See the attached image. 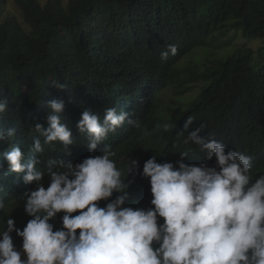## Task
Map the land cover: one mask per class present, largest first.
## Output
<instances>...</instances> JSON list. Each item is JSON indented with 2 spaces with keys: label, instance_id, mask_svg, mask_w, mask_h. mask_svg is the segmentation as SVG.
I'll return each mask as SVG.
<instances>
[{
  "label": "trees",
  "instance_id": "trees-1",
  "mask_svg": "<svg viewBox=\"0 0 264 264\" xmlns=\"http://www.w3.org/2000/svg\"><path fill=\"white\" fill-rule=\"evenodd\" d=\"M8 1L0 0V98L8 102L0 125L17 130L11 139L0 141V200L5 204L0 232L8 218L21 231L32 219L22 195L37 184L24 183L23 173L9 169L4 154L14 147L21 148L25 162L36 156L41 171L49 160L75 165L110 147L122 179L131 181L124 207L133 209L154 207L149 179L141 175L152 156L175 167L177 161L216 166L214 156L208 161L197 145L183 143L197 127L203 126L202 135L222 142L226 152L251 156L253 181L264 175V63L254 67L247 45L251 39H264V0H13L21 20L6 14ZM237 33L244 40L238 47L233 45ZM168 45H175L177 52L161 61ZM201 45L209 53L203 60L189 59ZM230 45L236 46L233 52L215 54ZM61 84L63 90L54 87ZM195 88L198 93L185 100ZM53 99L65 103L62 123L70 128L74 145L44 144L40 136L43 151L36 153L35 123L49 126L48 103ZM109 107L129 113L150 135L126 121L90 151L76 125L86 108L102 120ZM189 116L193 124L185 131ZM131 160L139 167L128 176ZM50 182L46 174L40 184L47 189ZM63 215L50 221L54 231L62 227ZM158 221L163 223V218ZM11 235L22 251V238Z\"/></svg>",
  "mask_w": 264,
  "mask_h": 264
},
{
  "label": "clouds",
  "instance_id": "clouds-1",
  "mask_svg": "<svg viewBox=\"0 0 264 264\" xmlns=\"http://www.w3.org/2000/svg\"><path fill=\"white\" fill-rule=\"evenodd\" d=\"M176 52L175 45H168L161 61ZM48 107L49 126L35 123L36 153L43 151L40 136L44 144L74 145L70 128L62 123L63 99H53ZM7 108V99L0 98V113ZM126 121L150 135L129 113L114 107L105 109L102 120L86 108L76 127L92 151ZM192 124L189 116L184 130ZM16 130L0 125V141L11 139ZM202 133L203 126L191 130L183 143L197 145L208 161L214 156L216 166L177 161L175 167L172 162L157 163L156 156L144 163L141 175L149 179L154 206L149 209L124 207L131 181L122 179L124 173L111 159L116 153L108 146L102 155L75 165L49 160L43 171L36 167L41 162L36 156L25 162L20 147L5 152L9 169L23 173V182H36L37 187L22 195L25 212L32 217L23 230L8 218L0 232V264H264V175L253 181L251 156L226 152L222 142ZM138 167V161H129L128 176ZM46 174L51 180L47 189L40 184ZM113 193L118 194L115 199L101 207L99 202ZM4 208L0 200V211ZM61 212L62 227L54 231L50 221ZM13 232L22 238V251L14 245Z\"/></svg>",
  "mask_w": 264,
  "mask_h": 264
},
{
  "label": "rangeland",
  "instance_id": "rangeland-1",
  "mask_svg": "<svg viewBox=\"0 0 264 264\" xmlns=\"http://www.w3.org/2000/svg\"><path fill=\"white\" fill-rule=\"evenodd\" d=\"M45 1V0H42ZM6 14L9 15H15L19 20H21L20 14L18 9L16 8V6L14 5L13 0H9L8 4H7V8H6ZM244 42L242 36L240 35V33H237V38L234 41L233 45H236L237 47L239 45H241ZM230 45L229 47H220L217 48L215 51L216 55H224L227 53H231L234 51V49L236 48V46ZM248 47L252 49L253 53H252V64L254 65V67H257V63L261 62L264 63V39H260V38H254L251 39L248 42ZM209 48H206L204 46H200L198 48H196L191 55L189 56V59H202L204 58V53H209ZM199 88H195L192 92L186 94L184 96V99L187 100L189 98H193L197 93H198ZM167 96L170 95V92L166 93Z\"/></svg>",
  "mask_w": 264,
  "mask_h": 264
}]
</instances>
